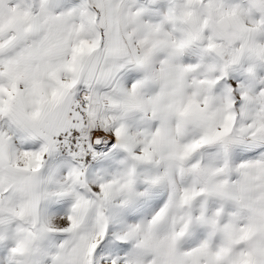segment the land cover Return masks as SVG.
I'll use <instances>...</instances> for the list:
<instances>
[{
	"label": "snow or ice",
	"instance_id": "6c2138e0",
	"mask_svg": "<svg viewBox=\"0 0 264 264\" xmlns=\"http://www.w3.org/2000/svg\"><path fill=\"white\" fill-rule=\"evenodd\" d=\"M0 264H264V0H0Z\"/></svg>",
	"mask_w": 264,
	"mask_h": 264
}]
</instances>
